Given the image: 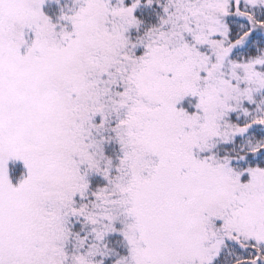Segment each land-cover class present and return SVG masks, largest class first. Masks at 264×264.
Returning a JSON list of instances; mask_svg holds the SVG:
<instances>
[{"label":"snow or ice","instance_id":"obj_1","mask_svg":"<svg viewBox=\"0 0 264 264\" xmlns=\"http://www.w3.org/2000/svg\"><path fill=\"white\" fill-rule=\"evenodd\" d=\"M0 264H264V0H0Z\"/></svg>","mask_w":264,"mask_h":264}]
</instances>
